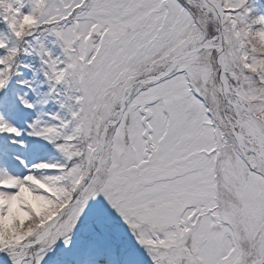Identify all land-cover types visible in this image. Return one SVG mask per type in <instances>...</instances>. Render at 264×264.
I'll use <instances>...</instances> for the list:
<instances>
[{"label":"snow or ice","instance_id":"6c2138e0","mask_svg":"<svg viewBox=\"0 0 264 264\" xmlns=\"http://www.w3.org/2000/svg\"><path fill=\"white\" fill-rule=\"evenodd\" d=\"M0 264H264V0H0Z\"/></svg>","mask_w":264,"mask_h":264}]
</instances>
